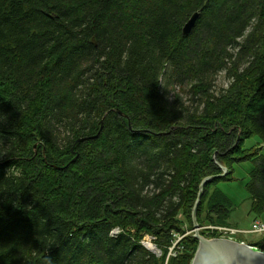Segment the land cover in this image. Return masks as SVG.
Returning <instances> with one entry per match:
<instances>
[{
	"label": "trees",
	"instance_id": "obj_1",
	"mask_svg": "<svg viewBox=\"0 0 264 264\" xmlns=\"http://www.w3.org/2000/svg\"><path fill=\"white\" fill-rule=\"evenodd\" d=\"M0 117V264H191L219 166L264 220V0H0Z\"/></svg>",
	"mask_w": 264,
	"mask_h": 264
},
{
	"label": "water",
	"instance_id": "obj_2",
	"mask_svg": "<svg viewBox=\"0 0 264 264\" xmlns=\"http://www.w3.org/2000/svg\"><path fill=\"white\" fill-rule=\"evenodd\" d=\"M199 17V12H195L191 15L182 28L183 35L190 33ZM219 169L222 172L221 174L207 177L202 180L199 185V192L191 214V232H193V236L198 242V247L191 264H264V251L249 246L243 242L224 238L207 239L199 234L200 227L197 223L196 215L203 195L204 186L213 180L225 177L229 173L225 167L219 166Z\"/></svg>",
	"mask_w": 264,
	"mask_h": 264
},
{
	"label": "rangeland",
	"instance_id": "obj_3",
	"mask_svg": "<svg viewBox=\"0 0 264 264\" xmlns=\"http://www.w3.org/2000/svg\"><path fill=\"white\" fill-rule=\"evenodd\" d=\"M227 86L228 82L226 81V78H224V74L220 73L215 83V90L218 91L220 88H226ZM251 167L250 163L236 165L233 169L232 181H220L217 183V188L231 201L233 205L228 223L231 227L237 230H249L255 218L252 213H250V200L245 190V183L249 177ZM236 236L245 244L256 243L262 241L264 238V235L238 234Z\"/></svg>",
	"mask_w": 264,
	"mask_h": 264
},
{
	"label": "built area",
	"instance_id": "obj_4",
	"mask_svg": "<svg viewBox=\"0 0 264 264\" xmlns=\"http://www.w3.org/2000/svg\"><path fill=\"white\" fill-rule=\"evenodd\" d=\"M202 229L216 230L222 235V237L220 238L235 240L234 237H236V235L238 234L264 235V220H259V219L254 220L249 230H237V229L227 228V227L207 226V227H200L199 231ZM120 233L121 231L118 228H114L110 231V236L116 237ZM153 239L154 238L151 236H145L140 244L148 251H152L153 254H155L156 256H159L160 255L159 251L156 250L155 246L153 245ZM179 240L180 238H178V240L168 249V256H175L174 249ZM150 245L153 247V249H150L148 247Z\"/></svg>",
	"mask_w": 264,
	"mask_h": 264
},
{
	"label": "clouds",
	"instance_id": "obj_5",
	"mask_svg": "<svg viewBox=\"0 0 264 264\" xmlns=\"http://www.w3.org/2000/svg\"><path fill=\"white\" fill-rule=\"evenodd\" d=\"M6 118L0 117V123H3ZM5 153L0 152V157L4 156Z\"/></svg>",
	"mask_w": 264,
	"mask_h": 264
},
{
	"label": "bare ground",
	"instance_id": "obj_6",
	"mask_svg": "<svg viewBox=\"0 0 264 264\" xmlns=\"http://www.w3.org/2000/svg\"><path fill=\"white\" fill-rule=\"evenodd\" d=\"M150 249H153V247L150 245V246H148Z\"/></svg>",
	"mask_w": 264,
	"mask_h": 264
}]
</instances>
